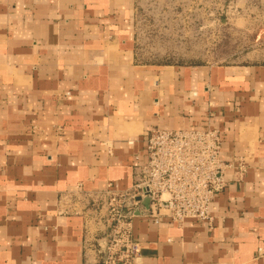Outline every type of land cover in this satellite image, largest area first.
Instances as JSON below:
<instances>
[{"label": "crops", "instance_id": "0c3cea01", "mask_svg": "<svg viewBox=\"0 0 264 264\" xmlns=\"http://www.w3.org/2000/svg\"><path fill=\"white\" fill-rule=\"evenodd\" d=\"M131 12V0H0V264H101L89 242L106 226L58 199L128 188L155 126L219 129L232 166L211 222L134 207L139 264H264V66L138 64Z\"/></svg>", "mask_w": 264, "mask_h": 264}, {"label": "built area", "instance_id": "2783aa9c", "mask_svg": "<svg viewBox=\"0 0 264 264\" xmlns=\"http://www.w3.org/2000/svg\"><path fill=\"white\" fill-rule=\"evenodd\" d=\"M236 164L234 178L240 179L245 164ZM231 166L221 156L219 129L155 126L146 133V160L136 166L128 188L111 183L99 192L65 193L58 199V212L83 216L87 227L90 222L106 226L105 233L99 230L89 242L101 264H139L142 246L133 236L134 207L141 206L155 222L160 216L177 223L211 222L209 205L227 186L225 171Z\"/></svg>", "mask_w": 264, "mask_h": 264}, {"label": "rangeland", "instance_id": "374dc122", "mask_svg": "<svg viewBox=\"0 0 264 264\" xmlns=\"http://www.w3.org/2000/svg\"><path fill=\"white\" fill-rule=\"evenodd\" d=\"M135 61L264 66V0H131Z\"/></svg>", "mask_w": 264, "mask_h": 264}, {"label": "water", "instance_id": "95a60500", "mask_svg": "<svg viewBox=\"0 0 264 264\" xmlns=\"http://www.w3.org/2000/svg\"><path fill=\"white\" fill-rule=\"evenodd\" d=\"M148 202H149L148 198H145V199L142 200V203H143L144 206H147Z\"/></svg>", "mask_w": 264, "mask_h": 264}]
</instances>
